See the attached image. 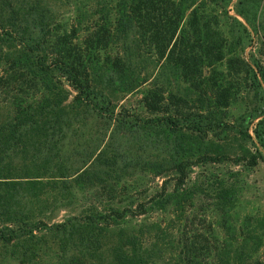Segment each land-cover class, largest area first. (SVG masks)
Wrapping results in <instances>:
<instances>
[{
    "label": "trees",
    "instance_id": "16d2710c",
    "mask_svg": "<svg viewBox=\"0 0 264 264\" xmlns=\"http://www.w3.org/2000/svg\"><path fill=\"white\" fill-rule=\"evenodd\" d=\"M52 2L0 0V264H264L234 191L217 247L188 184L264 162V0Z\"/></svg>",
    "mask_w": 264,
    "mask_h": 264
},
{
    "label": "rangeland",
    "instance_id": "374dc122",
    "mask_svg": "<svg viewBox=\"0 0 264 264\" xmlns=\"http://www.w3.org/2000/svg\"><path fill=\"white\" fill-rule=\"evenodd\" d=\"M56 7L63 13L64 17H70L71 12L75 7L87 6L86 0H51ZM53 4V5H54ZM262 64L264 65V58ZM264 90V88H263ZM123 104L135 103L127 100ZM253 101L250 96L241 99L232 104L228 108L230 121H235L240 117L244 110L249 109ZM1 115L5 114L4 108L1 109ZM248 134L252 136L251 127L248 126ZM216 142V141H215ZM245 147L250 153L254 152L256 146L253 138H245L243 141ZM230 150V149H229ZM148 182L152 187L160 182L158 179L149 178ZM225 183L229 190L234 191V204L231 206V221L235 225L236 231L242 229H253L259 239V251L264 257V162L258 160L255 165H247V162L241 160L238 164H233L231 161H224L221 163H206L192 168L189 174L188 184L192 185L194 190L193 211L198 216V219L205 215V221L201 223L195 222L193 227H199L202 231L207 232L212 228L217 233V240L211 239V244L222 246L221 232L217 227L222 220L221 206L215 199V193L218 186ZM77 209L73 206L67 208H53L50 211V220L56 221L66 217L70 213L76 212ZM243 223H245L243 225ZM243 225V226H241ZM230 247V246H229Z\"/></svg>",
    "mask_w": 264,
    "mask_h": 264
}]
</instances>
